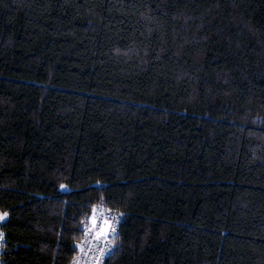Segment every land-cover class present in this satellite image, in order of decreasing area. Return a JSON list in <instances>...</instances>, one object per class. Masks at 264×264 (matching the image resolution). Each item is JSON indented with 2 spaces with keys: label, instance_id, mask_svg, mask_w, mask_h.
Segmentation results:
<instances>
[{
  "label": "trees",
  "instance_id": "obj_1",
  "mask_svg": "<svg viewBox=\"0 0 264 264\" xmlns=\"http://www.w3.org/2000/svg\"><path fill=\"white\" fill-rule=\"evenodd\" d=\"M93 207L105 264H264V0H0V264Z\"/></svg>",
  "mask_w": 264,
  "mask_h": 264
},
{
  "label": "built area",
  "instance_id": "obj_2",
  "mask_svg": "<svg viewBox=\"0 0 264 264\" xmlns=\"http://www.w3.org/2000/svg\"><path fill=\"white\" fill-rule=\"evenodd\" d=\"M96 209H97L96 216L98 218V222H101L102 218H107L108 220L111 221L112 228H114L115 231L109 234L108 237L109 242L100 241L99 243H97L96 241L91 239V236L86 238L85 228L90 226L89 218L93 214L91 213L84 220L81 226L83 233V242L79 248L78 254L76 255V257L74 258L71 264H97V258H101L102 264H105L111 251L114 248V241L120 230L121 215L118 212H112L101 208H96ZM4 221L5 218L3 216V218L0 219V257L4 253V247L6 245V235L2 229V225ZM81 247H83L84 249L83 252H81ZM99 249H107V251L103 254V256H101V252L99 251Z\"/></svg>",
  "mask_w": 264,
  "mask_h": 264
},
{
  "label": "snow or ice",
  "instance_id": "obj_3",
  "mask_svg": "<svg viewBox=\"0 0 264 264\" xmlns=\"http://www.w3.org/2000/svg\"><path fill=\"white\" fill-rule=\"evenodd\" d=\"M63 188L64 185H61ZM97 209L93 207L92 209V216L89 218L90 226L85 228V237L91 236V239L99 243L100 241L109 242L108 237L110 233H113L115 231L114 228H112L111 221L107 218H102L101 222H98V218L96 216ZM7 213H3L0 215V219L3 218V216H6ZM79 246V245H78ZM84 249L81 247V252H83ZM101 252V256L107 251V249H99ZM97 264H102L101 258H97Z\"/></svg>",
  "mask_w": 264,
  "mask_h": 264
},
{
  "label": "rangeland",
  "instance_id": "obj_4",
  "mask_svg": "<svg viewBox=\"0 0 264 264\" xmlns=\"http://www.w3.org/2000/svg\"><path fill=\"white\" fill-rule=\"evenodd\" d=\"M62 189H63L64 191H66V190H67V188H66V187H63Z\"/></svg>",
  "mask_w": 264,
  "mask_h": 264
}]
</instances>
